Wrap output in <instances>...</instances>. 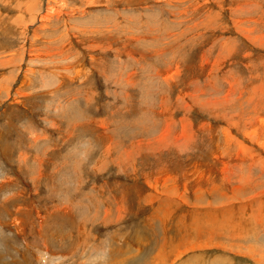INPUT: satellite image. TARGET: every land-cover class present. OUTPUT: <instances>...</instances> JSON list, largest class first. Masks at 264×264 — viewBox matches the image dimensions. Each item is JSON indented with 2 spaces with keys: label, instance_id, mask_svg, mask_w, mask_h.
Segmentation results:
<instances>
[{
  "label": "rangeland",
  "instance_id": "1",
  "mask_svg": "<svg viewBox=\"0 0 264 264\" xmlns=\"http://www.w3.org/2000/svg\"><path fill=\"white\" fill-rule=\"evenodd\" d=\"M85 2L0 0V264H113L133 253L127 264H138L159 256L163 237L170 264L190 249L195 264H256L239 253L263 244L262 231L237 240L222 223L194 236L195 220L180 242L178 227L189 213L246 214L238 200L256 210L252 199H264V0ZM236 152L244 157L221 170L229 181L207 171L205 188L171 187L186 204L158 200L162 166L183 178ZM245 172L259 181L246 186Z\"/></svg>",
  "mask_w": 264,
  "mask_h": 264
},
{
  "label": "crops",
  "instance_id": "2",
  "mask_svg": "<svg viewBox=\"0 0 264 264\" xmlns=\"http://www.w3.org/2000/svg\"><path fill=\"white\" fill-rule=\"evenodd\" d=\"M107 152V151H106ZM214 156V154L212 155V157ZM179 162V161H178ZM180 163V162H179ZM184 164V162H181L180 163V166L182 167V168H184V166H185V164ZM207 161H203V167H205V168H207V169H204L201 165H196V167L194 168V169H190V173L188 174V175H185L183 178H180V177H176L171 171H164L165 169H162V168H160L159 170L160 171H158V173L157 174H162L163 175V177H165L166 179H165V184L163 183L162 184V189L159 191V193L160 194H156V193H150V195L151 196H153L154 197V194H156L157 196L159 195V201L160 202H164L165 204H166V202H167V200H171V207L174 205V204H180V205H184V204H186L187 202H186V198H184L182 201H181V199L179 198V196H178V193H175V192H172L171 191V187H178L179 188V186H181V188L183 189V194L186 192V190H187V187H188V185L187 184H190V182H192V184L194 183L195 185H197V186H202L201 188H205L203 185H204V183H208V180H210V177L208 178V177H206V179H204L203 180V176H204V173L207 175V171H209V172H211L212 170H214V172H217V174L219 175V178L220 179H222V177H223V181H229L231 178H228L226 175H223L222 173H220L221 171H218V170H220V168H219V165H217V167L216 168H210L207 164ZM185 169V168H184ZM202 169V170H201ZM186 170V169H185ZM195 170V171H194ZM186 171H188V170H186ZM199 171H204L203 172V176H202V178H200V179H202V181L200 180V179H195L194 180V178H195V175L197 174V172H199ZM166 173V174H165ZM191 174V175H190ZM242 174V173H241ZM245 175V174H244ZM243 176V175H242ZM242 176H240V177H242ZM227 177V178H226ZM154 178V177H153ZM169 178V179H168ZM167 179H168V181H167ZM180 179H183V180H180ZM208 179V180H207ZM244 183H245V185L247 186L248 184H247V182L245 181V176H243L242 178H240ZM200 182H199V181ZM178 181H181V185H179L177 182ZM210 181H212V180H210ZM209 181V182H210ZM204 182V183H203ZM199 183H201V185H198ZM203 183V184H202ZM185 185V186H184ZM226 186H229V185H226ZM164 187V188H163ZM184 187H185V189H184ZM220 188L219 187H217V188H215L213 191H217V190H219ZM201 191H203V190H201ZM232 191H234V190H232ZM252 191L253 190H251V198H256V197H258L259 195H260V193H259V191L258 192H256L255 194H253L252 193ZM177 192V191H176ZM163 196V197H160V196ZM150 197V196H149ZM183 197V196H182ZM181 197V198H182ZM229 198H231L232 199V197L230 196H226V194H224L223 195V198H222V201H225V202H228L229 200L231 201V199H229ZM149 199H151V197L149 198ZM152 200V199H151ZM245 200H248L247 198H245ZM253 200V202L254 203H256V206H257V209L256 210H253V209H251L250 207H251V205H252V202H245L243 205L244 206H248L249 208L247 209V210H244V212H246V214H244V213H241V215H242V219H241V221H239V223L240 224H238V223H236V225H234V221H233V219H234V216L236 215H229V212H226L225 213V211L223 212V213H218V211L216 212L215 210H213V209H210V210H213V211H210L209 212V214L206 216V215H200L199 216V212L198 213H196V214H192V213H189V215H188V219H191V221L190 220H188V219H186V220H183L184 222L181 224V226L182 227H184V228H182L181 226V228H179L178 227V229H179V231H180V229H181V231H183V232H181L180 231V233H181V236H183V237H179L178 239L180 240V242H184L185 241V239H188V237L190 236V234L192 235V233H191V231H195V228L194 229H191L190 227V224H194V221L196 220H198V221H200V222H195V225L194 226H196V231L194 232V235L195 236H199L201 233H203V229L201 230V226H206L204 229H205V233L208 235V236H210L211 234H213L215 231H217L218 232V230L222 227V223H223V226H224V228H225V235L227 236V235H229L230 233L232 234V235H234V238L235 239H237L238 237L239 238H244V239H247V240H244V241H250L251 239H257L258 238V236L260 237V236H262V235H260V233H261V229H262V225H261V221L263 220L262 219V217H260V222H255V218H257V216H259L258 214H260V208H261V206L263 205V203H264V199L263 200H261V199H252ZM248 203V204H247ZM258 204V205H257ZM212 207H213V205H212ZM158 209H159V207H158ZM14 216H15V218H16V216L18 215V213L21 211V209L20 208H14ZM19 211V212H18ZM173 211H175L174 209H173ZM248 211V212H247ZM176 212V211H175ZM169 213L172 215V213L169 211ZM257 213V214H256ZM184 215V213H181V216H183ZM191 215V216H190ZM153 217V216H152ZM230 217V218H229ZM251 217V218H250ZM199 218H200V220H199ZM243 220H245V221H243ZM204 221V222H203ZM203 222V223H202ZM255 223L254 224V227H252V223ZM185 224V225H184ZM226 225V226H225ZM240 225V226H239ZM21 226V225H20ZM190 226V227H189ZM259 226V227H258ZM244 227V228H243ZM252 227V228H251ZM22 228V227H21ZM251 230H250V229ZM246 229H248V230H246ZM239 230V231H238ZM250 230V231H249ZM237 231H238V233H237ZM210 234V235H209ZM231 234L229 235V236H231ZM246 234V235H245ZM145 236V235H144ZM246 236V237H245ZM255 236V237H254ZM248 237V238H247ZM237 240H239V239H237ZM177 241V240H176ZM166 242H168V238H166V237H163V243L162 244H164L165 245V243ZM169 242H171V241H169ZM125 244V243H124ZM162 244H161V246H162ZM172 245H173V242H172ZM184 246V245H183ZM168 247H171V246H166L165 245V248H160V249H162L163 250V256L161 257L162 258V260L161 261H158L159 263L158 264H163V263H166V264H170L169 263V260H168V254H170V251H169V249L167 250V248ZM125 250L123 251V252H125V254H127L129 251H130V248H128L127 246H124L123 247ZM167 250V251H166ZM202 250H204L203 248H197V249H195V252L198 254L199 252H201ZM259 250H260V245H255V244H250V249H248V251H247V253H248V256H252V258H255L256 257V254L257 253H259ZM193 250H189V252L191 253ZM123 252H121L120 254H122ZM189 252H174V253H178V254H171V255H174L175 256V259L177 260H174V261H172V264H177L180 260H182L183 259V262H185V260H184V258L185 259H187V256H188V254H189ZM251 252V253H250ZM118 253H119V251H118ZM180 253V254H179ZM119 254V255H120ZM124 254V255H125ZM135 253H133L131 256H129V257H122L121 258V256L119 257L118 256V258H117V260H116V262L118 263V264H127V259H132L133 258V255H134ZM118 255V254H117ZM137 256V254L134 256V257H136ZM127 258V259H126ZM252 258H249V259H252ZM257 259V258H256ZM149 260V258L147 259V260H142V261H140V262H137L138 264H145V262L146 261H148ZM165 260V261H164ZM210 262H212V263H214V264H217V263H221L222 261H220V258H214V259H210L209 260ZM253 261V260H252ZM111 262H113V264H116V262H114V261H111ZM205 262H207V260H205ZM255 262V261H254ZM262 263H264V258H262V257H260V258H258V264H262ZM106 264V263H105ZM156 264V263H155ZM186 264H195V261L193 260V259H188V260H186Z\"/></svg>",
  "mask_w": 264,
  "mask_h": 264
},
{
  "label": "bare ground",
  "instance_id": "3",
  "mask_svg": "<svg viewBox=\"0 0 264 264\" xmlns=\"http://www.w3.org/2000/svg\"><path fill=\"white\" fill-rule=\"evenodd\" d=\"M17 1V0H16ZM171 2V1H170ZM85 3H87L88 5H91L92 6V4H95V2H94V0H86V2ZM23 5H25V4H23ZM31 5H33V4H31ZM35 5V4H34ZM27 6V5H26ZM86 6V5H85ZM27 8V7H26ZM30 8V7H29ZM76 10H78L79 11V8H75V9H73L72 10V13H73V11H76ZM75 14V13H74ZM48 17H51V14L49 13V15H48ZM238 21V20H237ZM50 24V22L48 21L46 24H44L45 25V27L46 26H48ZM196 25V24H195ZM105 35V34H104ZM228 46H230V45H228ZM227 48H229V47H227ZM49 56V55H48ZM51 56V55H50ZM95 63V62H94ZM168 69V68H167ZM80 70V69H79ZM158 70V69H157ZM157 73H159V76H167L168 75V73H167V70H165L163 73H161V72H157ZM161 76V77H162ZM131 77V76H130ZM172 77H174V76H172ZM87 78V77H86ZM128 79H129V77H128ZM128 79H126V80H128ZM132 79V78H131ZM130 81V80H129ZM129 81H127L128 83H131L132 84V82H129ZM230 92H232V91H230ZM228 93V92H227ZM229 94V93H228ZM227 94V95H228ZM232 94V93H231ZM213 99H217V100H213ZM218 99H219V102L221 103V104H223V102H225V101H228V100H226L224 97L223 98H212V99H210V101L212 100V102L211 103H213V104H215V105H218ZM221 100V101H220ZM205 104V103H204ZM259 110V109H258ZM250 113V112H249ZM254 117H256V116H254ZM253 117V118H254ZM222 118V117H221ZM257 118V117H256ZM223 119V118H222ZM254 120V119H253ZM257 120V119H256ZM258 121V120H257ZM253 122V121H252ZM254 123V122H253ZM253 126H254V124H253ZM235 127V126H234ZM264 127V126H263ZM188 134V133H187ZM244 134V133H243ZM263 135V134H262ZM185 136H186V133H185ZM183 137H184V134H183ZM258 142V141H257ZM257 142H255V143H257ZM142 143H144V145L146 144L145 143V141H143V140H140V142L138 143V144H140V145H142ZM252 144V143H251ZM151 145V144H150ZM263 146V145H262ZM240 147V146H239ZM243 147V146H242ZM241 147V148H242ZM245 147V146H244ZM243 147V148H244ZM240 148V149H241ZM261 148V147H260ZM238 149V148H237ZM150 150V149H149ZM244 150V149H243ZM221 151V150H220ZM247 151V150H246ZM146 152V151H145ZM248 152V151H247ZM225 155H227V153H225ZM237 155L239 156V158L241 157L240 156V153L239 152H236V156H232V157H229V156H223V155H221V154H219L216 158H218V159H220V170H218V171H221V170H224L225 168H228V167H230L229 165H228V163H230V161H231V158H233L234 160H237ZM254 155V154H253ZM256 155H258V154H256ZM259 155H262L261 153H259ZM242 157H244V156H242ZM241 157V158H242ZM247 157V156H246ZM252 159V158H251ZM250 159V160H251ZM215 160V159H214ZM254 161V160H253ZM256 161V160H255ZM257 161H260V160H257ZM173 162V161H172ZM175 162V161H174ZM173 162V163H174ZM215 162V161H214ZM225 162V163H224ZM261 162H264V161H261ZM217 163H218V161H217ZM253 163V162H252ZM260 163V162H259ZM258 163V164H259ZM175 164V163H174ZM177 164V163H176ZM180 164V163H179ZM237 164V163H236ZM218 165V164H217ZM231 165H233V164H231ZM238 165V164H237ZM239 166H241V164L239 165ZM244 166V165H243ZM247 166V172H250L249 170H250V168L252 167L251 166V164H247L246 165ZM261 166H262V164H261ZM162 167H164L163 169H165L164 171H170V169L171 168H169V166H167L169 169H167L165 166H162ZM213 169L215 168V167H213V166H211ZM242 167V166H241ZM262 167H264V166H262ZM188 169V168H187ZM263 169V168H262ZM202 170V169H201ZM240 170V169H239ZM245 170V169H244ZM190 171V170H189ZM195 171V170H194ZM212 171H214V170H212ZM181 172L183 173V175L185 176L186 174H184V172H183V169H181ZM202 172H204V171H202ZM152 173V172H151ZM185 173H186V171H185ZM198 173V172H197ZM221 173V172H220ZM226 173V172H225ZM246 173V172H245ZM142 174V173H141ZM166 174V173H165ZM228 173H226V175H227ZM234 174V173H233ZM145 175V174H144ZM191 175V174H190ZM204 175H205V173H204ZM219 176V175H218ZM228 176H230V174L228 175ZM227 176V177H228ZM253 176V175H252ZM250 174H245V181L247 182V184L249 185V183L251 182V181H253V180H255L257 177H260V176H255L254 177V179H253V177H252ZM262 176V175H261ZM204 177V176H203ZM206 177H208V176H206ZM217 177V176H216ZM226 177V178H227ZM165 178V177H164ZM214 178V177H213ZM169 179V178H168ZM168 179H167V181H168ZM204 179H206V178H204ZM222 179H223V177H222ZM258 179V178H257ZM256 179V180H257ZM195 180V179H194ZM201 180V179H200ZM208 180V179H207ZM262 180V179H261ZM199 181V180H198ZM223 181V180H222ZM226 181V180H225ZM258 181H259V179H258ZM263 182H264V179L262 180ZM261 181V182H262ZM200 182V181H199ZM209 182V181H208ZM210 182H212V181H210ZM260 182V183H261ZM262 182V183H263ZM166 183V182H165ZM195 183V182H194ZM204 183V182H203ZM202 183V184H203ZM223 183V182H222ZM205 184V183H204ZM213 184V183H212ZM215 184V183H214ZM185 186V185H184ZM162 187V186H161ZM164 188V187H163ZM263 188H264V186H263ZM131 189H132V187H131ZM130 189V190H131ZM184 189H185V187H184ZM228 189V188H227ZM132 190H134V188L132 189ZM218 191V190H217ZM220 191V190H219ZM238 191V190H237ZM184 192V191H183ZM222 192V191H221ZM264 192V191H263ZM262 192V193H263ZM260 193H261V191H260ZM197 195V194H196ZM231 196V195H230ZM229 196V197H230ZM123 197H124V195H123ZM135 197V196H134ZM229 199H231V198H229ZM236 200H238V199H236ZM230 201V200H229ZM239 201H243L241 204L243 205L244 204V201H246V202H248V200H245V198L243 199V200H238V202ZM162 203V202H161ZM202 203V202H201ZM227 203H230V202H225V201H222V204H226L227 205ZM236 203V202H235ZM221 204V205H222ZM239 204V203H238ZM248 204V203H247ZM258 205V204H257ZM222 206H224V205H222ZM235 206H236V204H235ZM197 207V206H196ZM230 207H232V206H230ZM228 208V207H227ZM242 208H243V210H247L249 207L248 206H242ZM53 209V208H52ZM63 209H64V207H63ZM67 209V208H66ZM223 209H225V208H223ZM223 209H221V210H218V213H223L225 210H223ZM235 209H236V207H235ZM261 209H263V211H262V221H261V223H263L262 224V229H261V231L262 232H264V203H263V205L261 206V208L259 209L260 211H261ZM242 211V210H241ZM19 212V211H18ZM29 212V211H28ZM29 214H30V212H29ZM257 214V213H256ZM235 215V214H234ZM259 215V214H258ZM22 216V215H21ZM191 216V215H190ZM28 217V216H27ZM230 218V217H229ZM251 218V217H250ZM14 219L15 220H13L12 221V223H14V224H16L17 226H18V229L20 230V231H22L23 230V228H21V226H20V223L21 222H19V219L18 218H15L14 217ZM192 219V218H191ZM191 219H188V220H190L191 221ZM241 219H242V215H241V213H239V214H236L235 216H234V219H233V221H234V225H236V223H238V224H240L239 223V221H241ZM21 220H22V218H21ZM20 220V221H21ZM14 221H16V222H14ZM198 221V220H197ZM243 221H245V220H243ZM30 222V221H29ZM192 222V221H191ZM198 222H200V221H198ZM204 222V221H203ZM202 222V223H203ZM252 223V222H251ZM254 224L255 223H252V227H254ZM185 225V224H184ZM226 226V225H225ZM240 226V225H239ZM190 227V226H189ZM251 227V228H252ZM259 227V226H258ZM43 228V227H42ZM244 228V227H243ZM250 229V228H249ZM246 230H248V229H246ZM251 230V229H250ZM249 230V231H250ZM180 231H181V229H180ZM239 231V230H238ZM238 231H237V233H238ZM181 232H183V231H181ZM40 235V234H39ZM194 235V234H193ZM196 235V234H195ZM194 235V236H195ZM210 235V234H209ZM212 235V234H211ZM230 235V234H229ZM246 235V234H245ZM260 235H261V233H260ZM55 236V235H54ZM181 237H183V236H181ZM246 237V236H245ZM255 237V236H254ZM259 237V236H258ZM239 238V237H238ZM242 238V237H241ZM248 238V237H247ZM165 245L166 246H171L172 245V242H169V240H168V242H166L165 243ZM165 245L164 244H162V246L160 247V248H165ZM123 249V248H122ZM115 250H116V248H115ZM232 250V249H231ZM224 251V250H223ZM182 252V251H181ZM230 253V252H229ZM243 253V254H242ZM242 253H239L240 254V256H242V255H245L246 257H248V258H252V256L250 257V256H248V253L246 252V253H244V252H242ZM251 253V252H250ZM180 254V253H179ZM159 256L158 257H156V256H152V257H149V260L148 261H146L145 262V264H158L159 262L158 261H161L162 260V256H163V250L162 249H160V251H159V254H158ZM236 255H238V254H236ZM133 256H135V254L133 255ZM120 257V256H119ZM260 257H262V258H264V243L263 244H261L260 245V250H259V253H257L256 254V257L255 258H252V259H250V260H253V261H255V263L256 264H258V258H260ZM122 258V257H121ZM257 258V259H256ZM127 259V258H126ZM68 260V259H67ZM176 260V259H175ZM188 260V259H187ZM210 259H207V264H214V263H212V262H210L209 261ZM225 258H222V260H220V261H222L221 263H217V264H225ZM165 261V260H164ZM177 261V260H176ZM109 263H113V262H109ZM238 263V262H237ZM124 264V263H123ZM227 264V263H226Z\"/></svg>",
  "mask_w": 264,
  "mask_h": 264
}]
</instances>
